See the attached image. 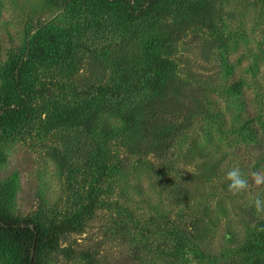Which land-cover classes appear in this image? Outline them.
I'll use <instances>...</instances> for the list:
<instances>
[{
  "label": "rangeland",
  "instance_id": "rangeland-1",
  "mask_svg": "<svg viewBox=\"0 0 264 264\" xmlns=\"http://www.w3.org/2000/svg\"><path fill=\"white\" fill-rule=\"evenodd\" d=\"M64 13L59 0H0V98L4 69L35 33L32 27L62 23ZM194 14L161 26L176 65L170 90L144 104L146 137L120 143L124 168L105 173L100 188L97 178L71 174L95 149L86 133L46 130L57 99L39 102L32 126L0 135V216L76 226L44 264H264V213L253 207L264 186L250 181L233 194L225 179L234 167L249 179L263 168L255 163L264 139L259 147L240 124L250 113L264 138V1L205 0ZM141 58V39L134 38L107 61L88 62L79 86L105 84L114 67L129 73ZM217 106L225 126L212 116ZM123 124L113 116L102 123L114 130ZM129 210L137 217L133 226ZM143 219L160 224L151 229L150 244L141 242ZM177 225L186 240L163 232ZM10 263L0 253V264Z\"/></svg>",
  "mask_w": 264,
  "mask_h": 264
},
{
  "label": "trees",
  "instance_id": "trees-1",
  "mask_svg": "<svg viewBox=\"0 0 264 264\" xmlns=\"http://www.w3.org/2000/svg\"><path fill=\"white\" fill-rule=\"evenodd\" d=\"M59 1L65 11L64 22L34 25L31 39L4 69L7 85L0 98V135L10 137L8 132L13 131L15 136L32 126L39 102L57 99L60 104L52 108L46 130L86 133L95 149L85 161L73 166L71 174L80 179L97 178L100 188L105 173L124 168L120 143L146 137L150 123L144 104L167 97L170 90L176 65L168 53L170 42L161 34V26L170 19L180 22L194 16L199 2L205 0ZM107 34H112L111 38ZM134 38L141 39L142 56L135 70L128 73L119 64L105 84L80 88L79 75L88 62L107 61ZM106 40L105 45L102 42ZM212 110V116L225 126L222 108ZM107 116L119 118L124 124L118 130L104 129L102 123ZM252 121L247 113L240 125L248 129L260 147L264 138ZM255 166L264 168V153L256 159ZM136 218L129 210L132 226ZM50 221L30 218L19 223L0 216V253L14 264H44V256L57 248L66 233L76 229L66 221ZM141 224V242L150 244L151 229H159L160 224L154 219H143ZM77 226L82 228L81 224ZM163 232L174 235L177 241L186 240V232L179 225ZM253 248L256 250L249 246L247 251Z\"/></svg>",
  "mask_w": 264,
  "mask_h": 264
},
{
  "label": "clouds",
  "instance_id": "clouds-1",
  "mask_svg": "<svg viewBox=\"0 0 264 264\" xmlns=\"http://www.w3.org/2000/svg\"><path fill=\"white\" fill-rule=\"evenodd\" d=\"M225 179L228 182V191L233 194H239L249 188L250 181L257 187L264 186V168L252 171L249 179L242 174L238 167H234L226 172ZM253 207L257 213H264V198L255 197ZM259 230L264 231V227H261Z\"/></svg>",
  "mask_w": 264,
  "mask_h": 264
}]
</instances>
